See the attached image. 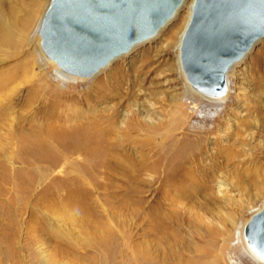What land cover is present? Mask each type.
I'll return each instance as SVG.
<instances>
[{
    "label": "rangeland",
    "instance_id": "obj_1",
    "mask_svg": "<svg viewBox=\"0 0 264 264\" xmlns=\"http://www.w3.org/2000/svg\"><path fill=\"white\" fill-rule=\"evenodd\" d=\"M43 2L36 32L25 46L17 48L0 39V101L13 99L12 119L1 121L0 114V264H264L244 238V227L262 209L264 197L255 200L249 195L251 190L243 193L236 188L226 192L218 184L213 195L195 191L190 181L205 173L189 176L193 167L188 166L183 174L169 166L177 146L194 143L197 148L190 149L203 145L212 153L218 140L230 144L229 134L241 129L247 136L255 131L256 123L238 128V115L231 116L236 102L228 97L234 91L240 93L248 112L239 111V116L246 112L256 115L259 88H264V38L227 73L231 86L226 97L203 95L188 84L181 69L175 44L178 39L180 46L183 32L176 40L171 38L188 14L189 4L185 3L156 36L117 57L96 75L79 78L60 70L40 47L38 30L50 0ZM116 66L122 76L145 80L143 93L135 88L140 104L132 109L142 111V123L154 122L156 127L135 126L125 132L126 141L109 142L108 160L114 171L100 180L101 185L91 186L89 169H81L85 155L49 170L45 156L49 151L58 155L66 141L21 140L48 137L51 121L46 114L51 102L55 98L64 101L69 94L82 100L92 97L96 84L88 82ZM140 71L148 73L140 76ZM172 95L176 97L174 107L167 101ZM120 110V120L130 115L124 108ZM218 117L222 122L214 124ZM205 130L210 131L205 140L192 136H201ZM258 144L264 149L262 135L251 147ZM260 154L252 156L261 159L262 166ZM87 160L91 169L92 156ZM206 164L212 163L208 160ZM217 174L215 182L226 179V173ZM230 180L226 179L232 183ZM205 182L202 179L199 184ZM226 193L237 202L227 203L222 214L235 213L238 224L228 235L216 236L205 230L201 215L209 214V220L213 214L215 217L217 211L208 202ZM219 229L225 233L224 227Z\"/></svg>",
    "mask_w": 264,
    "mask_h": 264
},
{
    "label": "bare ground",
    "instance_id": "obj_2",
    "mask_svg": "<svg viewBox=\"0 0 264 264\" xmlns=\"http://www.w3.org/2000/svg\"><path fill=\"white\" fill-rule=\"evenodd\" d=\"M43 1L44 0H0V39L5 44L14 45L17 48L25 46V43L28 42L29 37L32 35V33L36 32L38 21L44 9ZM184 1L185 0H183L182 5L185 3L189 4L188 14L187 16L183 17L182 22L178 26L177 30L171 33V38L174 40H176L177 37L179 38L182 32H184L191 16L190 9L193 5L194 0H186L185 3ZM162 29L163 27L158 31V33ZM34 34L33 37H35ZM259 41H261V39ZM175 46L179 47L178 39ZM118 72L119 66H116L114 68H110L107 71L105 70V72L101 73V75H98L96 78H94L93 81L91 80L90 82H88L92 83L95 81L96 84L95 91L92 97L87 96V98H84L86 97L84 96V99L82 100V98H74V96H71V94H69L70 97L68 96L66 100L59 101L57 99L58 102L55 101V98V100L52 101L49 105V110L47 111L48 114H46L47 118L51 121V124L49 126L51 131L48 137H23L21 141H66L64 147H61V151L57 152L58 155L52 153L53 151H49L47 155L45 154V157H47L45 158L47 159V163H50L49 170L55 169L59 165H62L64 161H68L69 158L76 157V155H83V157L85 155L86 163L82 165L81 169L83 171H86V167L89 169V175H92V180L90 182L91 186L101 185L100 180L104 179L108 175H112L114 171V169L110 166L111 163L109 164L110 159L108 160V156L111 154V151L108 147L109 142L126 141L127 138L124 136L125 132L129 131V129L135 126L156 127L154 125L156 123L154 122L152 123V125H150L149 123H142L139 118L142 111L139 108L136 110L132 109V106L138 107L140 104L139 98H137L138 96L136 95L135 88L138 87V91L142 92L143 90H141V88L143 87L142 84L145 83V80L139 79L138 76L131 79L129 77L120 75ZM147 73L148 72L146 71L139 72L140 76H144ZM26 74H28V69L26 71ZM96 74L97 73H95L94 75ZM86 83L87 82H85V84ZM230 86L231 82L227 84L226 79L227 90H229L228 87ZM232 87L234 88V90L237 89L236 86ZM96 90H98L97 93ZM259 91L261 93L257 94L260 95V101L259 106L258 103L256 106H254V108H256V115L254 116L252 113H249L247 115L248 111L247 108H245V105H242L243 99H240V93L236 94V91H234L228 97V101L232 100L233 102H236L235 111L237 113L235 112V114L234 112H231V116L232 118H234L236 115H238L237 117H235V122L239 124L238 128L252 127L253 124L256 123L257 127L254 128V132H249L247 136H244V131L241 129H239L235 133L231 132L232 135L229 134L230 144L223 145L221 142H219V140L218 142L216 141L217 143L214 141L216 145L214 148L215 151H212V153H210V148L203 145L199 146L198 150L190 149L194 147V143L189 144V147L182 148L177 146L175 147V149H173V158L169 166H172L173 168L176 166L178 169L177 173L183 172L184 170L186 171L188 169V166L193 167V169L190 168L191 172L189 171V176H194L202 172L205 173L203 178H195L190 181L189 185L194 187L195 191H209L211 195H213V190L215 189V187H217L216 184H218L219 189L224 188L225 191L229 189V191H232V189L234 191V189L236 188L244 193L251 190V193L248 194L255 200H260L264 197V165H259L261 164L262 160H255V157L252 156L255 152H258L259 154L262 152V157L264 158L263 144L255 145V148L251 147V144L260 135H262V138L264 140V95L262 94L264 93V88H259ZM228 93L226 92L224 96L226 97ZM93 98L96 104H94L95 102L92 100ZM131 99L134 100L131 101ZM167 99L168 103L171 104L170 106L174 107L176 97L172 95L171 98ZM12 100V98L8 97L0 101V114L2 113L1 121L3 119H6L7 121L9 119H12ZM112 102L115 103L108 104ZM102 105L106 106L102 107ZM122 108H124L126 111H129L130 115L127 114V116L125 115L123 120H120V109ZM239 111L247 112L246 114H243V116H239ZM145 112L148 114L151 113L150 110H147ZM219 121L220 118L218 117L213 123L217 124ZM220 122H222V120ZM121 124H124V127H122ZM209 134L210 131L205 130L204 132H202L201 136L198 133L197 135L192 136L195 138V140L200 141L202 139H207V136ZM216 134L218 135L219 132H217ZM216 134L215 136H217ZM217 139L219 138L217 137ZM67 141L76 142L70 144ZM105 144H107V147L105 146ZM91 145L92 149L90 148ZM194 148H197V146ZM90 156H92L91 169L88 166L87 160ZM94 160H97V163L94 162ZM208 160H210V163L212 164L204 165V162H207ZM261 171L262 174L260 175ZM218 172H221V175L226 173L225 175H223V177L226 176V179H231L230 181L232 183L227 182L226 179H222V181L218 183L215 182L214 178L217 177ZM202 179L206 180L204 186L203 184H199ZM227 194L228 193H226V196H224L223 198L214 196L213 200H209L208 204L213 207V210L217 211L215 217L213 214V216H211L212 218H210L209 220V214L201 215V222L205 230L207 232H215L216 236H220L222 234L225 235L226 233L228 235V231H231L234 226L238 224L235 213L230 214V212H228L225 213V215L222 214V209H224L226 204H230V202H234L235 200L234 198V200L232 199L233 196H228ZM229 197L231 198L229 199ZM204 200L208 201V197L204 196ZM236 204L237 203H235V206ZM214 207L216 209H214ZM236 208H239V205H237ZM224 217H227L228 220H224ZM225 222H227V224H225ZM219 226L225 228V233L223 231H220Z\"/></svg>",
    "mask_w": 264,
    "mask_h": 264
},
{
    "label": "water",
    "instance_id": "obj_3",
    "mask_svg": "<svg viewBox=\"0 0 264 264\" xmlns=\"http://www.w3.org/2000/svg\"><path fill=\"white\" fill-rule=\"evenodd\" d=\"M183 0H50L39 26L40 47L63 72L93 76L152 37ZM264 38V0H194L179 60L197 92L222 97L226 74ZM249 249L264 261V204L244 227Z\"/></svg>",
    "mask_w": 264,
    "mask_h": 264
}]
</instances>
